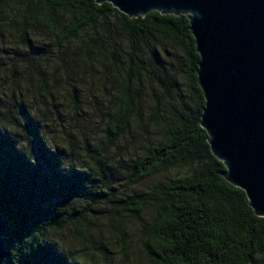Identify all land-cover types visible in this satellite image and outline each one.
Masks as SVG:
<instances>
[{
	"label": "trees",
	"instance_id": "16d2710c",
	"mask_svg": "<svg viewBox=\"0 0 264 264\" xmlns=\"http://www.w3.org/2000/svg\"><path fill=\"white\" fill-rule=\"evenodd\" d=\"M38 2L51 43L36 44L23 31L15 39L29 51L37 45L53 57L52 74L41 73L39 78L43 95L58 96L60 104L66 101L82 118L84 79L98 76L112 89L113 105L103 137L96 146L84 147L79 167H63L45 129L28 114L22 132L0 131V215L10 223L5 238L12 264H66L56 246L45 241L53 223L87 218L85 206L68 201H96L102 194L98 183L104 181L115 179L131 188L161 176L155 185L162 184L163 196L146 197L136 191L113 200L112 207L117 215L151 212L142 228L151 264H264V217L255 214L242 189L224 178L226 168L211 153L208 135L200 126L205 100L196 72L200 56L188 16L152 11L130 18L112 4L94 0H55V11L50 12V0ZM115 32L124 37L121 44ZM153 37L166 40L183 55L196 101L194 109L172 111L168 117H158L154 110L150 124L141 115L137 61L152 47L155 51L149 41ZM50 86L55 93L48 91ZM52 105L58 115L57 104ZM132 120L143 127L153 125L158 134L143 140L122 171L111 164L109 150Z\"/></svg>",
	"mask_w": 264,
	"mask_h": 264
},
{
	"label": "rangeland",
	"instance_id": "374dc122",
	"mask_svg": "<svg viewBox=\"0 0 264 264\" xmlns=\"http://www.w3.org/2000/svg\"><path fill=\"white\" fill-rule=\"evenodd\" d=\"M119 44L121 39L114 35ZM138 41L144 42L139 39ZM151 45L155 47V51L151 48L148 53L140 57L137 65L141 71V77L137 86L140 89V109L141 115L145 122L149 123L151 115L155 110L158 117H168L171 112L190 111L195 108V98L190 90V80L186 69L183 66V55L177 51L172 44L160 37L149 39ZM10 44H23L16 39H11ZM36 44H42L37 41ZM26 48L27 46L23 44ZM29 51V54H23L19 49H5V53L16 51L17 55L8 60L0 59V73L4 74V78L8 81L19 82L20 80H31L34 85L42 83L39 79L42 75L48 76L52 74L53 65L51 64L52 56L36 47ZM39 57L40 62L36 59ZM8 64L9 67H4ZM127 66V65H125ZM42 73V75H41ZM50 76V75H49ZM84 79V88L81 92V99L84 105V113L82 118L74 108L60 104L59 97H55L57 109L51 105L48 108L47 122L42 116L41 109L35 106L26 107L21 101L17 103L11 110L0 113V126H6L11 132H22L26 127L27 114L36 121V125H40L45 129L46 136L53 151L56 152L57 160L63 164L65 169L72 166L79 167L80 162L84 159V147L90 144L96 146L105 133V123L107 112L111 111L113 101L111 100L112 89L107 87V83L103 84L97 76L95 80ZM48 80V79H47ZM61 82H63L61 80ZM40 87V95L43 96ZM186 114V113H184ZM153 123V122H152ZM151 124V122H150ZM64 129L62 133L60 130ZM158 134L157 130L152 126H141L136 120L130 122L127 132L113 145L110 146L109 157L113 166L123 171V165L129 164L135 157L136 151L145 138H152ZM67 136L69 139H65ZM68 146L65 147L64 145ZM59 145V146H58ZM35 159L42 162L38 154ZM36 161V162H37ZM147 180L137 186L125 188L113 179L110 182L98 183V190L102 194L96 196L95 200L80 199L68 201L72 206H85L87 221L83 224L85 239L97 246L98 251H102L105 256L111 253V249L107 246L111 243L117 247H123L125 250L129 246L135 252L136 258L142 264H151L147 255L144 236L142 233L143 226L150 220L151 212L146 211L141 215H132L127 212L117 215L112 211L114 205L113 200L131 194L133 192H141L144 188H151L160 179ZM90 201V203H85ZM138 220L140 222H138ZM97 227L106 231H100L98 237L88 235L89 229ZM50 233L47 234V238ZM58 247L62 248V242H58Z\"/></svg>",
	"mask_w": 264,
	"mask_h": 264
},
{
	"label": "water",
	"instance_id": "95a60500",
	"mask_svg": "<svg viewBox=\"0 0 264 264\" xmlns=\"http://www.w3.org/2000/svg\"><path fill=\"white\" fill-rule=\"evenodd\" d=\"M130 18L186 15L200 56V126L224 178L264 217V0H94ZM0 215V264H12Z\"/></svg>",
	"mask_w": 264,
	"mask_h": 264
},
{
	"label": "clouds",
	"instance_id": "9594fccd",
	"mask_svg": "<svg viewBox=\"0 0 264 264\" xmlns=\"http://www.w3.org/2000/svg\"><path fill=\"white\" fill-rule=\"evenodd\" d=\"M50 12L55 11V0H50L47 5ZM43 6L38 0H0V59L8 60L17 55L16 51L5 53V49H19L23 54H29V49L23 44L12 45L11 39L17 38L21 31L32 36L36 41H43L45 44L51 43L52 35L47 26V22L40 19V12ZM48 39L45 40L44 37ZM40 62V58H35ZM4 67H9L5 64ZM49 92L55 93V88L49 87ZM23 102L26 107L35 106L41 109L45 122H47V111L55 100L53 96L46 92L40 95V86L34 85L31 80H20L19 82L8 81L4 74L0 73V113L11 110L17 103ZM28 115H31L28 113ZM0 131H6L10 135L12 132L6 126H0ZM62 133L64 129L60 130ZM69 139L67 136L64 137ZM59 146V145H58ZM65 147L68 145L65 144ZM146 197L163 196V186L154 185L152 188H144ZM72 195L71 197L75 196ZM90 203V201H85ZM138 222H140L138 220ZM84 222L72 221L63 225L53 223L51 232L46 239L47 244H54L57 251L65 257L66 264H142L136 258L135 252L129 246L127 250L108 243L111 253L107 256L102 251L97 250L91 240L85 239L83 231ZM100 231H106L97 227L89 229L88 235L98 237ZM147 239V237L145 238ZM58 242H62V248L58 247Z\"/></svg>",
	"mask_w": 264,
	"mask_h": 264
}]
</instances>
